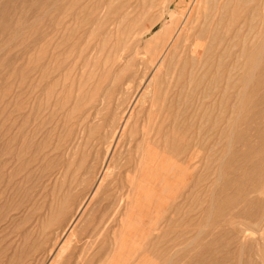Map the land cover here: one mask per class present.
<instances>
[{"label": "rangeland", "instance_id": "1", "mask_svg": "<svg viewBox=\"0 0 264 264\" xmlns=\"http://www.w3.org/2000/svg\"><path fill=\"white\" fill-rule=\"evenodd\" d=\"M0 264H264V0H0Z\"/></svg>", "mask_w": 264, "mask_h": 264}, {"label": "bare ground", "instance_id": "2", "mask_svg": "<svg viewBox=\"0 0 264 264\" xmlns=\"http://www.w3.org/2000/svg\"><path fill=\"white\" fill-rule=\"evenodd\" d=\"M197 1H198V0H197ZM148 29H149V28H148ZM145 30H147V29H145ZM145 30H144V31H145ZM144 31H143V32H144ZM141 33H142V32H140V34H141ZM142 35H143V34H142ZM140 36H141V35H140ZM187 40H188V39H187ZM159 67H160V66H159ZM125 122L127 123V121H125ZM126 123H125V125H126Z\"/></svg>", "mask_w": 264, "mask_h": 264}]
</instances>
